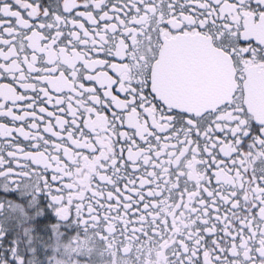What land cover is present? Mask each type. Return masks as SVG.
<instances>
[{
    "label": "snow or ice",
    "instance_id": "snow-or-ice-1",
    "mask_svg": "<svg viewBox=\"0 0 264 264\" xmlns=\"http://www.w3.org/2000/svg\"><path fill=\"white\" fill-rule=\"evenodd\" d=\"M0 185L53 264H264V0H0Z\"/></svg>",
    "mask_w": 264,
    "mask_h": 264
},
{
    "label": "flooded vegetation",
    "instance_id": "flooded-vegetation-1",
    "mask_svg": "<svg viewBox=\"0 0 264 264\" xmlns=\"http://www.w3.org/2000/svg\"><path fill=\"white\" fill-rule=\"evenodd\" d=\"M6 185H0V203L5 207L0 209V262L3 264H40L41 256L52 255V245H57V241L71 239L75 233L72 231L74 225H61L55 212L48 206L47 201L41 204V195L32 196L31 191L20 192L16 190L15 196L9 195ZM22 202H26L22 204ZM21 208L24 210L22 211ZM51 219L44 224L38 221L45 215V209ZM28 209H32L28 211ZM64 229H68L65 231ZM29 231L28 235L26 232ZM21 246L22 252L20 261L16 262V256L10 257L12 251H16V246ZM61 249L57 252L59 253ZM148 250L144 254L143 264H155L150 258ZM59 255V254H58ZM51 260L52 258L49 257ZM1 264V263H0Z\"/></svg>",
    "mask_w": 264,
    "mask_h": 264
},
{
    "label": "rangeland",
    "instance_id": "rangeland-1",
    "mask_svg": "<svg viewBox=\"0 0 264 264\" xmlns=\"http://www.w3.org/2000/svg\"><path fill=\"white\" fill-rule=\"evenodd\" d=\"M28 233H29V231L26 232L27 235H28ZM67 242H68V240L64 239V238H62L61 240L57 241L58 246L57 245H54V246L52 245V255L50 256V254H49L46 257H45V255L41 256V258L39 259V263L40 264H53V260L54 259H65V250L63 249V245L65 243H67ZM20 249H21V246L19 247V245H17L16 246V251H12L11 250V252L9 254L10 257H12V255H13V257L16 256V262L20 261V259H21V256L19 255V253H21L22 250H20ZM59 249H61V250L58 253L57 251ZM49 257H51L52 260ZM0 263L3 264L4 262L1 260Z\"/></svg>",
    "mask_w": 264,
    "mask_h": 264
}]
</instances>
